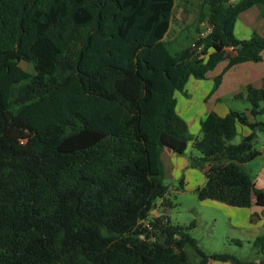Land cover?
Segmentation results:
<instances>
[{
  "label": "trees",
  "instance_id": "obj_1",
  "mask_svg": "<svg viewBox=\"0 0 264 264\" xmlns=\"http://www.w3.org/2000/svg\"><path fill=\"white\" fill-rule=\"evenodd\" d=\"M175 5L0 0V264H264L207 252L190 233L196 222L151 217L159 199L172 206L164 151L185 154L191 141L200 156L190 166H208L200 201L264 207L244 166L260 155L264 121L213 111L194 139L175 96L228 47L237 54L223 72L263 60L264 36L239 40L235 26L253 7L264 16V0H203L194 30L166 41ZM203 22L213 26L205 38ZM246 100L253 118L264 115V87L248 86ZM239 125L251 133L234 143ZM253 245L264 254V236Z\"/></svg>",
  "mask_w": 264,
  "mask_h": 264
},
{
  "label": "rangeland",
  "instance_id": "obj_2",
  "mask_svg": "<svg viewBox=\"0 0 264 264\" xmlns=\"http://www.w3.org/2000/svg\"><path fill=\"white\" fill-rule=\"evenodd\" d=\"M202 4L203 0H176L172 25L166 41H173L186 28L194 30V24L200 16ZM261 31L264 32V16L258 7H253L246 14L240 16L235 26V36L239 40L251 39L253 33H260ZM220 66L222 68L225 66L224 61L220 63L216 70L208 74L206 80L200 81V79L191 77L186 85L185 93L177 92L175 95L178 102L179 115L187 123L193 137L198 135V133L201 136V123L199 120L196 121V116L199 113L201 105H197L196 109L191 111V105L187 101L189 99L188 94L194 91V85L199 82H202L207 87H213L215 83L212 76L218 73ZM30 67L27 64V68ZM196 93L197 95L200 94L199 91ZM246 102L249 104L248 101ZM260 119L264 121V116H260ZM258 134L259 136H264V133ZM196 155L200 156V152L190 147L187 156L184 158L188 161L191 156ZM165 163L168 165V178L165 177V182L168 186L166 199L171 202L172 206L168 207L164 205L162 199H159L151 212V217H157L165 210L174 224L189 226L192 222H196V227L190 233L198 240L201 248H211L221 252L236 251V255L239 257H256L257 250L253 245L255 236L249 231L244 230L241 233L240 231L233 230L230 226V220L226 215L222 214L220 210L218 211L215 208L208 207L200 201L198 194L194 192L195 189L193 188L200 184L201 176L197 177L195 176L197 173L192 174L191 170H185L182 173L184 175L183 178L174 180L172 173H170L171 168L168 159ZM231 239L242 240L243 246L230 245L229 242Z\"/></svg>",
  "mask_w": 264,
  "mask_h": 264
},
{
  "label": "crops",
  "instance_id": "obj_3",
  "mask_svg": "<svg viewBox=\"0 0 264 264\" xmlns=\"http://www.w3.org/2000/svg\"><path fill=\"white\" fill-rule=\"evenodd\" d=\"M246 13L247 11L242 13L240 16ZM259 34L264 36V32L262 31ZM226 50H227V59L224 61L225 63V66L223 67L224 69L228 65L229 58L237 54L236 50L233 47H228ZM262 56H263V60L260 62L247 61V62L239 63L227 69L225 72H223L224 69L220 66L218 73L212 76L213 81L215 83L216 76L220 75L221 73L223 74L222 81L216 90H215V84L213 87H207L202 82L196 83L194 85V91L188 94L189 99L187 100L188 103L191 105V108H190L191 111H194L197 105L198 106L201 105L199 113H197V116H196L197 117L196 121L199 120L201 123L206 118V116L210 112H213V111L218 113L220 116L224 117L231 110L245 112L247 115L250 116L251 121H256V120L262 121L260 119V116H264V115H260L257 118H253L250 115L251 104L249 103L250 104L249 105L246 102L248 86L252 85L255 88L264 87V51L262 52ZM216 68L214 70H216ZM210 72L208 74H210ZM208 74H207V78H208ZM206 79H200V81H203ZM197 88H200V89L197 90ZM197 91L200 92L199 95H197L196 93ZM202 101L203 103H201ZM177 111H178V104H177ZM250 133L251 131L248 127L239 125L237 136L235 137L233 142L239 143L243 139V137L249 135ZM199 136L200 135L198 133V135L194 136L193 138L195 139L196 137H199ZM255 144H256V148L260 151V155L257 158H255L253 161L246 163L244 166H245V169L248 171V173L253 178L256 187L264 190V136L262 135L259 136L258 134V138ZM190 147H193V141L189 143L187 152L189 151ZM187 152L181 155V154H176L171 150H165L162 155V158H163L164 163L168 159L169 166L171 168L170 173H172V177L174 180L183 178L184 175L182 173L185 170L186 171L191 170L192 174L197 173V175L195 174V176L197 177L201 176L200 184L194 186L193 188L195 189L194 192L197 194V191L203 188L207 183L206 174L208 171V166L205 168H201V169L191 168L190 160L187 161L184 158L187 156ZM167 167L168 165L167 163H165V177L168 178ZM202 202L208 207L215 208L218 211L220 210L222 214L226 215L227 218H229L230 220L229 221L230 226L233 230L240 231L241 233L244 230L249 231L255 236L254 240L258 236H264V207L257 205L255 203V200L253 202V205L249 208L234 207V206H230L226 203L216 201V200H205ZM260 233L261 235H259ZM240 241L242 242V240ZM229 243L230 245H237L233 239H231ZM238 246H243V242H242V245H238ZM204 250H206L207 252L211 254L213 253L232 254L243 262L245 261H256L257 262L264 257V254L259 253L258 251H256V257L255 256L239 257L236 255L237 254L236 251L221 252V251H216V249H211V248L204 249ZM208 264H235V263L232 262L231 260L221 261V260L210 258L208 261Z\"/></svg>",
  "mask_w": 264,
  "mask_h": 264
},
{
  "label": "built area",
  "instance_id": "obj_4",
  "mask_svg": "<svg viewBox=\"0 0 264 264\" xmlns=\"http://www.w3.org/2000/svg\"><path fill=\"white\" fill-rule=\"evenodd\" d=\"M213 26L209 25L207 22H203L202 24V31L199 34V37L205 38L212 32ZM196 47V43L194 45Z\"/></svg>",
  "mask_w": 264,
  "mask_h": 264
},
{
  "label": "water",
  "instance_id": "obj_5",
  "mask_svg": "<svg viewBox=\"0 0 264 264\" xmlns=\"http://www.w3.org/2000/svg\"><path fill=\"white\" fill-rule=\"evenodd\" d=\"M239 48L242 49V48H243V45L241 44V45L239 46ZM27 64H28V63H27L25 60H22V61L20 62L19 65H20V67H21L23 70L27 71V69H28V68H27Z\"/></svg>",
  "mask_w": 264,
  "mask_h": 264
}]
</instances>
